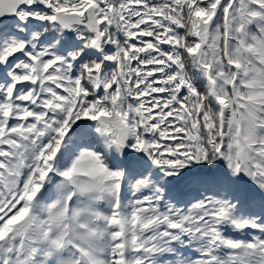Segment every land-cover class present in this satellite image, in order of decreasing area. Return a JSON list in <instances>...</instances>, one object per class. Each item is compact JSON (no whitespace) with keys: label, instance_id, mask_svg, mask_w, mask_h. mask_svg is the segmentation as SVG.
I'll return each mask as SVG.
<instances>
[{"label":"snow or ice","instance_id":"1","mask_svg":"<svg viewBox=\"0 0 264 264\" xmlns=\"http://www.w3.org/2000/svg\"><path fill=\"white\" fill-rule=\"evenodd\" d=\"M0 264H264V0H0Z\"/></svg>","mask_w":264,"mask_h":264}]
</instances>
